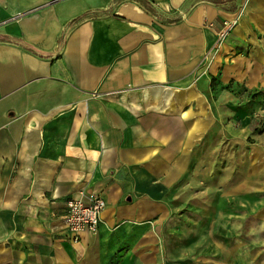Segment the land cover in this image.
I'll use <instances>...</instances> for the list:
<instances>
[{"label":"crops","instance_id":"crops-1","mask_svg":"<svg viewBox=\"0 0 264 264\" xmlns=\"http://www.w3.org/2000/svg\"><path fill=\"white\" fill-rule=\"evenodd\" d=\"M263 72L264 0H0V264H173L193 235L215 255L236 217L264 221L263 157L212 216L169 196L217 121L214 80ZM95 195L75 239L67 202Z\"/></svg>","mask_w":264,"mask_h":264},{"label":"rangeland","instance_id":"rangeland-1","mask_svg":"<svg viewBox=\"0 0 264 264\" xmlns=\"http://www.w3.org/2000/svg\"><path fill=\"white\" fill-rule=\"evenodd\" d=\"M254 77L257 80L252 87L246 79L222 85L214 80L211 105L217 121L196 147L193 170L169 192L177 205L189 197L190 208L199 207L202 211L206 206L204 214L212 216L216 206L212 201L217 200L218 194L221 196L228 191L232 179L240 182L250 165L264 158V72ZM197 196L204 198L201 201L206 203H196ZM236 218L235 227L229 230L228 236L224 234L226 230H220L222 246L219 254L212 255L209 245L205 246L210 244L206 234L199 238V242L204 244L203 249L196 241L193 244L198 238L193 235L188 251L184 252L188 256L173 260V264H215L212 260L228 262L240 255L241 264H253L257 260L264 264V221L256 216ZM235 243L246 247H242L241 253L239 250L236 253L232 249Z\"/></svg>","mask_w":264,"mask_h":264},{"label":"built area","instance_id":"built-area-1","mask_svg":"<svg viewBox=\"0 0 264 264\" xmlns=\"http://www.w3.org/2000/svg\"><path fill=\"white\" fill-rule=\"evenodd\" d=\"M236 22V20L224 22L218 32L216 46H220L226 41ZM105 206L106 202L100 195H95L88 201L75 197L68 200L65 224L75 239L83 230L98 227Z\"/></svg>","mask_w":264,"mask_h":264}]
</instances>
